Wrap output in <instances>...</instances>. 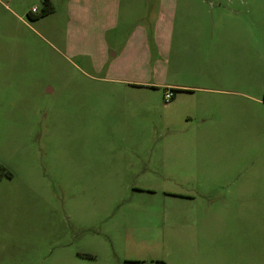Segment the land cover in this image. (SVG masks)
Returning a JSON list of instances; mask_svg holds the SVG:
<instances>
[{
	"label": "rangeland",
	"instance_id": "1",
	"mask_svg": "<svg viewBox=\"0 0 264 264\" xmlns=\"http://www.w3.org/2000/svg\"><path fill=\"white\" fill-rule=\"evenodd\" d=\"M50 1L38 18L44 0H0V264H264V0H253L252 83L182 75L181 86L224 92L175 106L160 88L175 82L163 62L173 23L158 25L174 0L117 15L113 0H93V20L70 24L73 3ZM175 1L185 46L202 50V22L241 12L237 0ZM138 22L151 26L143 37ZM249 181L255 200L236 201Z\"/></svg>",
	"mask_w": 264,
	"mask_h": 264
},
{
	"label": "crops",
	"instance_id": "2",
	"mask_svg": "<svg viewBox=\"0 0 264 264\" xmlns=\"http://www.w3.org/2000/svg\"><path fill=\"white\" fill-rule=\"evenodd\" d=\"M126 1L127 2H125L124 0H113L112 4H116V9L113 8L112 12L117 15L121 9L129 10L131 8V5L136 6V10H140V7L142 8L145 5L144 0ZM71 3H73L74 5V8L71 12V14L74 15V19L71 18L70 21H68V24L73 23L75 20L81 23L85 20L84 18H86L85 15H87V13L91 16V20H93V0H72V2L70 0V2H68L67 4V12L71 11V9L69 8ZM234 7L235 12L236 10L241 12H236L231 16H223L219 20L208 21L209 27L208 24H205L204 22L200 24V26L203 27V32L201 33V36L203 38H209L212 42L211 49L205 47L202 50L201 47H197L196 44H194V40L192 38L191 40L193 46H185V39L187 36H189L187 34L188 25L186 23H183L182 29H178L177 21L179 18V12L176 1L174 0L171 9L167 10V15L159 13L160 20L158 25H160V22L166 19V16H169V19L173 23L171 30L168 31L170 45L165 48L164 54L166 55V58H164L163 62L165 63L166 67L172 71V75L175 79V82H170L169 84H166L163 87L158 86L161 84H156L153 86L147 85L144 82H132V85H126V87L134 91H140L145 93L147 92L149 94L155 93L159 95L160 88H163L164 92L168 89H171L175 92V96L170 102V104H172V106H175L180 102V99L183 96L194 97L197 95V93L203 91L213 94H219L221 92H224L222 88L210 86V84L207 88L181 86V84L176 83V81L179 80L182 75L190 76L191 78H202L205 81V84L211 82L215 83L216 85H219L221 83L220 81H222L220 78L223 76V80L226 79L229 81L240 83L241 81L239 80L243 78V81L246 85L251 84L253 79L255 78V54H257L255 53V7L253 4V0H237L234 3ZM210 14L207 12V17L210 16ZM174 24L176 25L175 29ZM117 25L120 26V23L111 25L112 29ZM158 25L155 24L153 33L155 37H157L158 35L160 40H164L167 38V32H159ZM135 27L138 29V34H140L139 30H142L141 37H143L145 36V29L151 26H148L145 22H138L133 29H136ZM206 29L211 30V32H207ZM130 42L127 41L124 47L126 48L127 46H129ZM114 45L115 43L112 42L111 46ZM158 48L159 50L162 49L160 46ZM144 51L145 45L142 44L141 49L140 47H138V52L140 54ZM115 55L116 54H113L112 57H114ZM190 61L192 62V64H197V66L202 67V72L200 75H197L195 72L189 74L181 71L182 69H184L185 66L189 65ZM136 66V72L141 73L143 70V65L141 63H138L136 64ZM203 67L205 68L203 69ZM216 71L218 72L216 73ZM221 71H224V74L219 73ZM247 89L250 90L251 88ZM213 105L216 107L219 106V103H214ZM212 110L217 111V109L215 108H213ZM169 120L171 119L169 118ZM191 138H193L194 140L209 139L210 135L208 132H205L203 134H193L191 135ZM258 172V169L255 170V174ZM234 190L237 191L236 201L238 202H252L253 200H255V182H239L235 186ZM245 196H247L248 198L246 199ZM208 197L209 196L205 198ZM176 198L187 201L196 200L195 197ZM260 230L264 232V224H261ZM129 263L146 264L145 262L140 263V261L137 260H133V263Z\"/></svg>",
	"mask_w": 264,
	"mask_h": 264
},
{
	"label": "trees",
	"instance_id": "3",
	"mask_svg": "<svg viewBox=\"0 0 264 264\" xmlns=\"http://www.w3.org/2000/svg\"><path fill=\"white\" fill-rule=\"evenodd\" d=\"M55 9L50 0H44L42 12L39 14L38 18L46 17L54 13Z\"/></svg>",
	"mask_w": 264,
	"mask_h": 264
},
{
	"label": "built area",
	"instance_id": "4",
	"mask_svg": "<svg viewBox=\"0 0 264 264\" xmlns=\"http://www.w3.org/2000/svg\"><path fill=\"white\" fill-rule=\"evenodd\" d=\"M33 12H36V11L34 10ZM174 96H175V92L171 89H168L165 91L163 99L165 103H170L173 100Z\"/></svg>",
	"mask_w": 264,
	"mask_h": 264
}]
</instances>
